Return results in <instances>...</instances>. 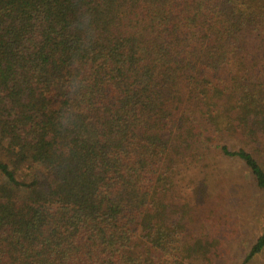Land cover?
<instances>
[{
    "label": "trees",
    "instance_id": "obj_1",
    "mask_svg": "<svg viewBox=\"0 0 264 264\" xmlns=\"http://www.w3.org/2000/svg\"><path fill=\"white\" fill-rule=\"evenodd\" d=\"M232 190L264 217V0H0V264H226Z\"/></svg>",
    "mask_w": 264,
    "mask_h": 264
},
{
    "label": "rangeland",
    "instance_id": "obj_2",
    "mask_svg": "<svg viewBox=\"0 0 264 264\" xmlns=\"http://www.w3.org/2000/svg\"><path fill=\"white\" fill-rule=\"evenodd\" d=\"M226 210L233 217L232 228L236 235L227 242L225 255L226 264H243L244 257L249 253L252 244L264 230V217H261L263 207L250 204L241 194L229 191L227 193ZM252 207L256 208L251 211ZM234 220V221H233ZM246 264H264V251Z\"/></svg>",
    "mask_w": 264,
    "mask_h": 264
}]
</instances>
